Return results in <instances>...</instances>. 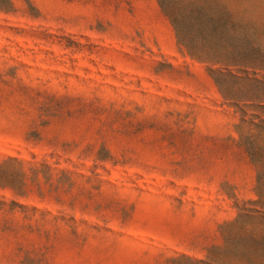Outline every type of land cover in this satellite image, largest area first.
Returning a JSON list of instances; mask_svg holds the SVG:
<instances>
[{
    "label": "rangeland",
    "instance_id": "obj_1",
    "mask_svg": "<svg viewBox=\"0 0 264 264\" xmlns=\"http://www.w3.org/2000/svg\"><path fill=\"white\" fill-rule=\"evenodd\" d=\"M0 264H264V0H0Z\"/></svg>",
    "mask_w": 264,
    "mask_h": 264
}]
</instances>
